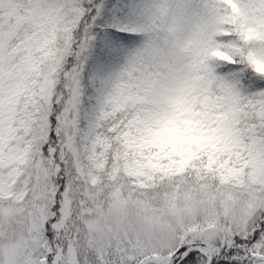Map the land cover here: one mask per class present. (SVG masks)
I'll return each instance as SVG.
<instances>
[{
    "label": "snow or ice",
    "instance_id": "1",
    "mask_svg": "<svg viewBox=\"0 0 264 264\" xmlns=\"http://www.w3.org/2000/svg\"><path fill=\"white\" fill-rule=\"evenodd\" d=\"M0 264H264V0H0Z\"/></svg>",
    "mask_w": 264,
    "mask_h": 264
}]
</instances>
